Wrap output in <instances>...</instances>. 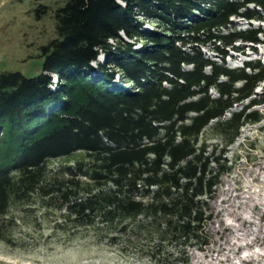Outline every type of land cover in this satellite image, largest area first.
I'll use <instances>...</instances> for the list:
<instances>
[{
	"label": "trees",
	"instance_id": "obj_1",
	"mask_svg": "<svg viewBox=\"0 0 264 264\" xmlns=\"http://www.w3.org/2000/svg\"><path fill=\"white\" fill-rule=\"evenodd\" d=\"M262 12L264 0H64L42 73L0 74V241L11 242L13 206L40 205L60 214L61 232L94 229L116 246L143 233L158 242L145 253L155 264H189L187 249L208 246L229 148L264 121V64L224 61L238 43H264V30L232 28L264 23ZM211 136L223 145L209 153Z\"/></svg>",
	"mask_w": 264,
	"mask_h": 264
},
{
	"label": "rangeland",
	"instance_id": "obj_2",
	"mask_svg": "<svg viewBox=\"0 0 264 264\" xmlns=\"http://www.w3.org/2000/svg\"><path fill=\"white\" fill-rule=\"evenodd\" d=\"M39 4L48 7V14L36 20L34 10ZM63 5L64 0H0V74L18 72L34 78L42 73L41 47L55 38L54 12ZM251 27L264 30V23H251L242 18L232 20V28L236 30ZM260 39L264 42V36ZM235 47L246 58L227 49L228 57L224 60L227 67H239L245 59L259 60L264 64V44L238 43ZM252 50L256 54L250 53ZM202 51L207 58L221 62L212 46ZM104 61L105 56L101 54L94 66ZM52 80L56 85L55 78ZM51 89L54 92L57 87ZM211 94L216 96L215 91ZM256 100L262 102L256 110L264 117V83L256 91ZM210 139L209 153L215 149L219 151L223 145L221 141L214 136ZM229 149L226 159L232 165V171L221 177L214 198L208 204L212 215L205 229L208 246L202 251L196 247L187 249L189 264H264V245L255 240L257 236L264 238V121L246 126ZM84 159L83 153H77L69 159L51 162L50 167L56 169L65 162L73 164ZM29 208L21 205L11 208L10 220L6 224L11 242L0 241V264L9 261L14 264L16 261L19 264H76L84 255L93 253L97 258L106 259L107 253L121 259H146L147 264H155L145 253L158 242L151 243L150 237L143 233L129 234L116 246L101 240L104 234L94 229L80 230L75 234L61 232L55 225L62 222L58 212L45 210L40 205Z\"/></svg>",
	"mask_w": 264,
	"mask_h": 264
},
{
	"label": "clouds",
	"instance_id": "obj_3",
	"mask_svg": "<svg viewBox=\"0 0 264 264\" xmlns=\"http://www.w3.org/2000/svg\"><path fill=\"white\" fill-rule=\"evenodd\" d=\"M105 256L108 258H97L96 255L93 254H86L82 259L76 262V264H147V260L144 261H137L135 258L128 257V258H119L115 256H108L106 253ZM8 264H14V262L9 261ZM15 264H19V261H16Z\"/></svg>",
	"mask_w": 264,
	"mask_h": 264
},
{
	"label": "built area",
	"instance_id": "obj_4",
	"mask_svg": "<svg viewBox=\"0 0 264 264\" xmlns=\"http://www.w3.org/2000/svg\"><path fill=\"white\" fill-rule=\"evenodd\" d=\"M55 81H57L56 78H55Z\"/></svg>",
	"mask_w": 264,
	"mask_h": 264
}]
</instances>
